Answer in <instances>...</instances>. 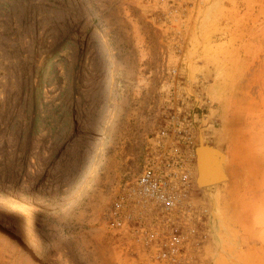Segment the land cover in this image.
<instances>
[{"label": "rangeland", "instance_id": "374dc122", "mask_svg": "<svg viewBox=\"0 0 264 264\" xmlns=\"http://www.w3.org/2000/svg\"><path fill=\"white\" fill-rule=\"evenodd\" d=\"M146 160L190 168L187 264H264V0H0V264H162L111 226Z\"/></svg>", "mask_w": 264, "mask_h": 264}, {"label": "built area", "instance_id": "2783aa9c", "mask_svg": "<svg viewBox=\"0 0 264 264\" xmlns=\"http://www.w3.org/2000/svg\"><path fill=\"white\" fill-rule=\"evenodd\" d=\"M188 168L182 162L146 160L142 171L125 181L109 211L111 226L136 232V240L162 264H187L182 249L202 216L189 201Z\"/></svg>", "mask_w": 264, "mask_h": 264}, {"label": "bare ground", "instance_id": "6f19581e", "mask_svg": "<svg viewBox=\"0 0 264 264\" xmlns=\"http://www.w3.org/2000/svg\"><path fill=\"white\" fill-rule=\"evenodd\" d=\"M216 153V151L215 150H211V149H206L205 151H202V152H200L199 153V156H198V158H199V164H200V171L201 170H203L202 169V166H201V163H202V165H203V168H204V170L206 171V173H208L209 175H212V174H214V177H213V175H212V180L214 181V180H217L218 178H219V174H221L222 173V170H221V167H220V164L218 163V164H216V167H215V165H212V164H209V161H210V155H213V154H215ZM205 157V161L204 160H202L203 158ZM221 158V157H220ZM200 160H201V162H200ZM219 160V159H218ZM215 169V170H214ZM217 169V170H216ZM204 172V171H203ZM97 174V172H94L93 174H92V176H91V178L93 177V176H95ZM218 176V178H216ZM222 176V175H221ZM201 177H203V176H201ZM202 179V178H201ZM210 179V178H209ZM222 180V179H221ZM207 181V180H206ZM205 181V182H206ZM38 217V219L40 220V221H42V222H44V223H46L48 226H52L51 225V223H49L44 217H42L41 215H38L37 216ZM59 236V235H58ZM60 251H55L54 252V254H53V256H52V260L53 261H57L58 259H57V257H59L60 256ZM56 257V258H55Z\"/></svg>", "mask_w": 264, "mask_h": 264}, {"label": "water", "instance_id": "95a60500", "mask_svg": "<svg viewBox=\"0 0 264 264\" xmlns=\"http://www.w3.org/2000/svg\"><path fill=\"white\" fill-rule=\"evenodd\" d=\"M210 149V148H209ZM203 158V157H202ZM202 160H204L205 161V157L202 159Z\"/></svg>", "mask_w": 264, "mask_h": 264}]
</instances>
